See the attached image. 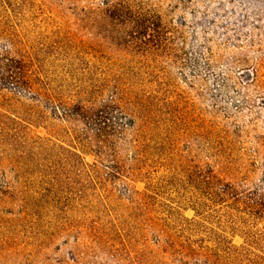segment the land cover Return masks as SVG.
Wrapping results in <instances>:
<instances>
[{
  "label": "rangeland",
  "instance_id": "rangeland-1",
  "mask_svg": "<svg viewBox=\"0 0 264 264\" xmlns=\"http://www.w3.org/2000/svg\"><path fill=\"white\" fill-rule=\"evenodd\" d=\"M0 264H264V0H0Z\"/></svg>",
  "mask_w": 264,
  "mask_h": 264
}]
</instances>
